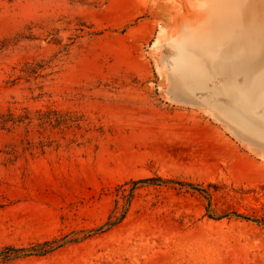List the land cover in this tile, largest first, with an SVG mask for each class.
<instances>
[{
	"label": "rangeland",
	"instance_id": "1",
	"mask_svg": "<svg viewBox=\"0 0 264 264\" xmlns=\"http://www.w3.org/2000/svg\"><path fill=\"white\" fill-rule=\"evenodd\" d=\"M173 5L0 0V264H264V157L164 99Z\"/></svg>",
	"mask_w": 264,
	"mask_h": 264
},
{
	"label": "water",
	"instance_id": "2",
	"mask_svg": "<svg viewBox=\"0 0 264 264\" xmlns=\"http://www.w3.org/2000/svg\"><path fill=\"white\" fill-rule=\"evenodd\" d=\"M173 1L169 23L153 46L164 99L205 113L264 157V60L238 39L215 40L201 47L200 38L218 32L229 15L230 0ZM237 6L240 25L251 21L264 29V0H239Z\"/></svg>",
	"mask_w": 264,
	"mask_h": 264
},
{
	"label": "bare ground",
	"instance_id": "3",
	"mask_svg": "<svg viewBox=\"0 0 264 264\" xmlns=\"http://www.w3.org/2000/svg\"><path fill=\"white\" fill-rule=\"evenodd\" d=\"M238 2L239 0H230V4L226 7V9L231 8L229 15L220 23L218 32L213 35L206 34L200 38L201 47L205 49L206 42L212 44L215 40L238 39L242 42V45L244 44V48L251 47V50H249L251 54L259 56L260 60H264V29L257 25H251V21L240 25L241 13L237 11ZM249 25H251V30L248 29ZM235 30L236 32H234ZM252 39H254V43H251ZM178 44L183 48L186 45V43Z\"/></svg>",
	"mask_w": 264,
	"mask_h": 264
},
{
	"label": "trees",
	"instance_id": "4",
	"mask_svg": "<svg viewBox=\"0 0 264 264\" xmlns=\"http://www.w3.org/2000/svg\"><path fill=\"white\" fill-rule=\"evenodd\" d=\"M9 117H12V116H9ZM21 122H22L21 119H18V120H17V119L11 118L10 120H2V125L5 126L7 123H11L12 125H14V124H16V123H17V124H18V123L20 124ZM143 181L154 182V181H159V178H151V179H147V180H143ZM138 183H139V181L131 182V184H132L133 187L136 186ZM127 184H128V183H125V184L119 186L118 188L121 189V188H123L124 186H126ZM127 202H129V199H127ZM122 219H123V216H120V218H118V219L116 220V222H120ZM114 223H115V222L110 223V224H108V225H109V226H113ZM55 243H56V241L46 242V243H44V245H45V246H48V247H49L48 249L52 250L53 247H54V245H56ZM3 251H5V252H4L5 257H7L8 259H9V258L11 259V258H13V257H17V256L19 255V253L22 252L23 250H22V249H15V248H5Z\"/></svg>",
	"mask_w": 264,
	"mask_h": 264
}]
</instances>
